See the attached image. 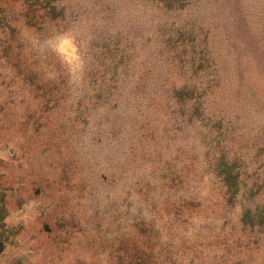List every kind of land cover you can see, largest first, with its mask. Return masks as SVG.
Wrapping results in <instances>:
<instances>
[{"label": "rangeland", "instance_id": "374dc122", "mask_svg": "<svg viewBox=\"0 0 264 264\" xmlns=\"http://www.w3.org/2000/svg\"><path fill=\"white\" fill-rule=\"evenodd\" d=\"M0 264H264V0H0Z\"/></svg>", "mask_w": 264, "mask_h": 264}]
</instances>
